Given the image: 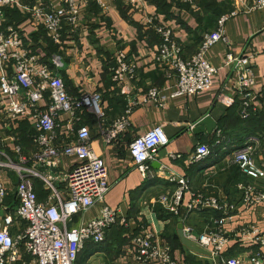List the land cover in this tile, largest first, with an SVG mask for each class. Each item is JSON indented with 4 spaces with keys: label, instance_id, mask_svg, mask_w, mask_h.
<instances>
[{
    "label": "crops",
    "instance_id": "obj_1",
    "mask_svg": "<svg viewBox=\"0 0 264 264\" xmlns=\"http://www.w3.org/2000/svg\"><path fill=\"white\" fill-rule=\"evenodd\" d=\"M22 2L28 7L41 4L47 8H59L61 5V0ZM245 2L195 0L194 4L187 5L172 0H148L147 12L172 30L183 56L189 58L196 52L202 37L216 29L220 18L229 16L236 6ZM108 5L106 13L93 1L80 6V23L74 34H68L64 29L61 45L51 42L44 28L34 26L30 15L22 9L11 7L4 10L3 28L13 25L20 29L30 52L47 63L55 56L61 57L64 64L61 73L70 97L78 98L92 90L101 95L107 125L124 115V105L119 89L110 81L105 68L106 59L121 50L137 66V77L130 83V89L139 105L128 117L130 126L119 139L113 144L105 143L92 115L84 116L82 122L89 128L92 147L102 157L107 169L110 190L105 205L118 210L128 226L114 225L107 231L104 242L87 244L78 258L84 257L83 264H135L131 259V240L139 235L141 226L164 237L171 246L173 257L181 264H217L221 259L231 260L248 253L261 251L264 254L263 249L241 236L243 230L252 226L264 232V202L250 204L245 201V192L238 189L239 185L252 188L253 197L264 193V177H248L232 162L234 151L250 138H255L259 143L253 158L256 166L264 171V9L228 17L224 31L229 46L217 43L205 54V59L217 69L208 90L190 97H172L175 90L173 79L154 63L158 45L156 32L145 26L142 15L131 10L126 0L110 1ZM228 52L249 57L254 70L253 92L257 97L253 105L257 111L248 119L240 115V100L234 91L237 74L225 64ZM150 88L160 90L166 97L163 107L144 101ZM221 93L232 98L234 103L226 106L218 102ZM206 116L215 123V129L207 130L203 125L197 130V123ZM67 119L66 114L59 117L61 126L56 130L57 144L62 145L68 140ZM157 126L164 130L170 141L150 162L151 174L145 178L134 167L128 145L137 136ZM0 132L6 139H9L10 132L13 133L23 154L35 150L31 140L35 131L28 122H15L13 130H7L0 118ZM199 144L208 145L211 155L200 162H191ZM11 148L12 143L7 141V150ZM172 155L180 157L173 159ZM77 163L75 158H64L60 172L70 171ZM171 176L186 178L189 187L177 216L154 203L159 195L177 188L176 183L169 182ZM0 179L9 189L15 184L12 174ZM59 187L63 189L62 185ZM35 192L40 202L46 201L48 192L38 180L35 181ZM192 194L216 199L225 205L224 210H229L228 206L233 208L227 214L211 208L189 210L187 206ZM6 201L16 205L12 194ZM99 209L100 205H96L85 214L74 216L68 228H78L96 218ZM179 225H182L183 233L186 228H192L197 234L221 227L228 232L230 240L219 258L198 254L181 243ZM19 264L32 263L25 258Z\"/></svg>",
    "mask_w": 264,
    "mask_h": 264
},
{
    "label": "built area",
    "instance_id": "obj_2",
    "mask_svg": "<svg viewBox=\"0 0 264 264\" xmlns=\"http://www.w3.org/2000/svg\"><path fill=\"white\" fill-rule=\"evenodd\" d=\"M92 1L106 13L108 3L117 0H61L59 8H47L41 4L28 7L22 0H0V118L7 130H13L15 122L26 121L35 131L31 138L35 150L28 155L23 154L13 133L10 132L9 139H6L0 132V177L8 174L15 177L11 189L0 179V264H19L25 258H29L32 264H75L87 244L104 242L107 231L114 225L128 226L118 210L105 205V197L110 190L107 169L102 157L92 147L89 128L82 122L84 116L92 115L107 144L115 143L128 129V117L139 105L130 89V83L137 77L135 61L121 50L106 59L110 81L119 89L125 102L124 115L107 125L106 112L97 91H89L78 98L68 95L61 73L64 64L60 56L47 63L30 52L20 29L13 25L3 28L5 8H20L30 15L34 26L44 28L51 42L61 45L64 29L68 34H74L80 23V6H87ZM172 1L188 5L195 2ZM126 4L131 10L139 12L145 26L158 36L154 63L168 78L173 79L175 90L172 97H190L208 90L217 69L205 59V54L217 43L229 46L224 31L228 17L239 12L264 9V0H246L236 6L229 16L220 18L214 32L203 36L196 52L185 58L172 30L148 14V0H126ZM225 64L237 74L234 91L240 100V115L248 119L257 111L253 105L257 96L253 92L255 75L250 58L228 52ZM144 101L163 107L167 99L160 90L150 88ZM217 101L226 106L234 103L223 93L219 94ZM63 114L68 116L65 122L68 140L60 145L57 144L56 130L61 126L59 117ZM7 141L12 143L10 150H7ZM169 141L164 130L157 126L129 143L133 165L143 177L150 176V162ZM258 143L255 138H250L233 153V164L251 178L264 177V171L256 166L253 158ZM210 155L211 148L199 144L191 156V162H200ZM171 157L177 159L180 156ZM64 158H75L78 163L70 171L60 172V163ZM36 180L42 182L44 190L48 192L45 202L37 198ZM168 180L176 183L177 188L159 195L154 203L177 216L183 195L189 190L188 182L179 176H171ZM60 185L63 186L62 190ZM238 189L245 192L246 202H264V193H257L253 197L252 188L239 185ZM9 194L13 195L16 205L6 201ZM96 205H100L96 218L78 228H68L74 216L83 215ZM187 208H211L227 214L233 207L228 206L229 210H224L225 205L218 200L192 194ZM184 236L208 251L213 258L221 256L230 240L228 232L221 227L200 234L186 228ZM241 236L264 250V232L252 226L243 230ZM131 242V259L135 264H181L173 257L169 242L145 226L140 227L139 235ZM217 264H264V254L261 251L248 253L231 260L221 259Z\"/></svg>",
    "mask_w": 264,
    "mask_h": 264
},
{
    "label": "water",
    "instance_id": "obj_3",
    "mask_svg": "<svg viewBox=\"0 0 264 264\" xmlns=\"http://www.w3.org/2000/svg\"><path fill=\"white\" fill-rule=\"evenodd\" d=\"M203 125H206L207 130L215 129L216 127L215 123L212 121V119L209 116H206L205 118L200 120L196 125V129L197 130L200 129V126H203ZM178 230H179L178 234H179L180 241L186 248L198 254L209 255L208 251L198 247L196 244L192 243L191 241L185 238L183 230H182V225L178 226Z\"/></svg>",
    "mask_w": 264,
    "mask_h": 264
},
{
    "label": "trees",
    "instance_id": "obj_4",
    "mask_svg": "<svg viewBox=\"0 0 264 264\" xmlns=\"http://www.w3.org/2000/svg\"><path fill=\"white\" fill-rule=\"evenodd\" d=\"M180 4V3H179ZM188 5V4H187ZM215 31V30H214ZM213 31V32H214ZM212 33V32H211ZM209 34V33H208ZM203 38V37H202ZM202 40V39H201ZM200 45V44H199ZM199 47V46H198ZM108 67H109V65L107 66L106 64H105V68H106V70H107V72H108ZM108 74H109V72H108ZM109 77H110V74H109ZM122 101H123V105H124V110H125V102H124V100L122 99ZM89 117V116H88ZM93 119V118H92ZM84 250V249H83ZM83 262H84V257L81 255V256H79V258L77 259V264H83Z\"/></svg>",
    "mask_w": 264,
    "mask_h": 264
},
{
    "label": "rangeland",
    "instance_id": "obj_5",
    "mask_svg": "<svg viewBox=\"0 0 264 264\" xmlns=\"http://www.w3.org/2000/svg\"><path fill=\"white\" fill-rule=\"evenodd\" d=\"M77 216V215H76ZM77 264V263H76Z\"/></svg>",
    "mask_w": 264,
    "mask_h": 264
}]
</instances>
